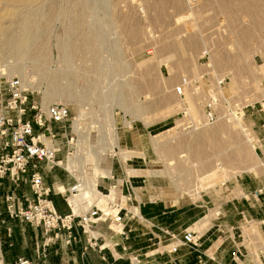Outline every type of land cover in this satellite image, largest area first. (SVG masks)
<instances>
[{"label":"rangeland","instance_id":"374dc122","mask_svg":"<svg viewBox=\"0 0 264 264\" xmlns=\"http://www.w3.org/2000/svg\"><path fill=\"white\" fill-rule=\"evenodd\" d=\"M9 1L0 0V43L18 32L21 14L31 12ZM83 1L79 21L80 0H37L39 29H33L25 49H3L0 72L23 76L32 103L44 104L54 87L61 91L48 105L71 109L69 137L80 108L63 94L75 95L85 116L74 147L81 142L100 154L113 152L117 130L120 148L135 154L126 162L118 154L103 157V167L114 176L104 186L123 183L127 176L134 187H158L155 196L179 202L197 200L201 192L245 172L264 174L259 138L247 119L251 106L257 110L264 103V0ZM86 34L93 36L97 59L85 48ZM219 76L227 80L225 97ZM183 77H188L184 98L173 91ZM6 79L0 78V110L9 97ZM211 90L216 106L220 102L214 124L204 113ZM151 171L165 173L156 177ZM96 178L95 186L102 187L103 177ZM245 232L253 243L260 239L257 247L264 249L256 228L249 225ZM255 255L257 264H264Z\"/></svg>","mask_w":264,"mask_h":264},{"label":"crops","instance_id":"0c3cea01","mask_svg":"<svg viewBox=\"0 0 264 264\" xmlns=\"http://www.w3.org/2000/svg\"><path fill=\"white\" fill-rule=\"evenodd\" d=\"M247 119L259 138L258 148H262L263 112L251 108ZM51 128L58 134L64 132L60 125H51ZM2 143L3 139H0V148ZM59 146L62 148L60 159L62 161L66 150L62 144L59 143ZM260 154L264 160V149ZM38 171L43 177L44 186L53 190L60 186L61 190L65 191L75 184V179L69 174L70 171L63 166L51 169L45 161H41ZM33 172L30 167L28 173L18 183L11 181L10 178L2 180L0 186L2 264H15L20 257L31 260L33 264H131L130 257L134 256L141 260V264H257L256 253L264 259V249L257 247L259 243L261 244L260 239L253 243V239H249L245 232V227L252 225L264 241V174L245 172L232 181L201 192L197 200L184 199L179 202H173L171 198L162 197L160 194L155 196L158 187H149L146 184L135 186L141 215L155 226H145L137 218L125 216L121 221V228L127 232L125 239L114 233L111 230V220L105 219L95 227L103 237L98 241V247H91L88 235L82 232L79 226L75 227L77 240L72 245L65 244V233L60 240L46 245V236L41 227L10 217L6 210L7 195L13 194L15 202L24 206L35 199L31 189ZM103 188L108 187L103 185ZM256 192L260 194L255 196ZM49 199L59 213L63 215L70 213L65 196L52 193ZM132 204L136 205L137 202L132 201ZM189 228L201 235L200 246L196 249L182 246L177 253H169L166 247L170 245L172 239L164 234L162 229L169 230L181 239L184 231ZM114 243H118L119 246L114 247ZM100 246L104 247L100 249ZM123 246L127 247V251L123 250Z\"/></svg>","mask_w":264,"mask_h":264},{"label":"built area","instance_id":"2783aa9c","mask_svg":"<svg viewBox=\"0 0 264 264\" xmlns=\"http://www.w3.org/2000/svg\"><path fill=\"white\" fill-rule=\"evenodd\" d=\"M218 78H220L217 79V82L222 91V97H225L224 90L226 89L227 80L220 76ZM187 81L188 77H183L180 83L174 87L173 91L179 97L184 98L186 96L185 84ZM6 85L9 97L4 101V105L0 110V139H3L0 148V186L2 180L6 178H10L11 181L16 183L20 182L23 176L28 173L29 168L32 167L34 172L31 175V189L35 195V199L28 202L27 206L18 205L13 194L7 195L6 210L10 217L22 219L32 225L41 227L46 236V245L60 240L64 233L66 235L65 244L67 246L72 245L77 240L75 227L79 226L82 232L88 235L89 245L98 247V241L103 235L97 232L95 227L105 219H110L113 225L121 224L125 216H130L131 218H137L145 226H155L142 215L134 217L128 211L124 217L120 218L106 213V207L111 209L119 207L114 201L105 205V208L99 204L101 202L100 197L111 191L112 187H117L118 182L111 184L107 189H104L102 185L104 180H113L114 176L101 179V190L99 192L92 190L95 193L94 200L89 202L88 197L85 196L83 202L81 201L77 206L72 205L69 198L80 195L86 186L76 177H73L75 184L66 192H63L59 187H56L55 190L51 187H45L43 177L38 171L39 162L45 161L51 169L62 166L58 158L59 153L62 152V148L59 146V140L61 139H65V143H62V145L67 149L64 159H67L74 152L72 148H74V142L78 137L73 133L72 125H70L71 137L67 135L68 130L66 129V124L73 123L72 111L63 104L54 103L45 108L38 102H30L32 92L24 87L20 77L14 76L6 79ZM255 105L251 108L255 109ZM219 107L220 102L216 106L211 90L204 104L205 120L208 124H214L218 120ZM260 110L264 114V103H261ZM55 124L62 126L64 130L62 134H58L51 128V125ZM262 129L264 131V122ZM263 149L262 144V148L257 150L263 151ZM260 192H256L255 196H258ZM52 193L65 196V201L70 209L69 214L63 215L58 212L52 200L49 199ZM111 230L127 239V232L124 228L115 230L111 227ZM162 232L172 239L170 245L166 247L169 253H177L182 246H189L193 249L200 246L201 235L192 229L185 230L181 239L167 229H162ZM113 246L117 247L119 244L114 243ZM103 247L100 246L99 248ZM123 250L127 251V247L123 246ZM130 261L131 264H141V260L137 256L130 257ZM15 264H33V262L25 257H20Z\"/></svg>","mask_w":264,"mask_h":264},{"label":"bare ground","instance_id":"6f19581e","mask_svg":"<svg viewBox=\"0 0 264 264\" xmlns=\"http://www.w3.org/2000/svg\"><path fill=\"white\" fill-rule=\"evenodd\" d=\"M11 1L14 2L17 6L25 7L26 8L25 10L30 9L31 12L28 15L21 14V16L23 15L24 17L22 16L23 19L21 22H19L20 23V29L18 30V32L17 31L12 32V33L10 32L9 35H6L1 39L0 53L3 51V49H9V48L10 49H16L17 51H21V50L25 49L26 46L29 45V41L32 37L33 29L36 27H37L36 29H39L38 27L40 26V25L38 26V24H39L38 18L40 17L41 11L34 8L36 6L37 0H10L8 3H10ZM12 5H13V3H12ZM84 5H85L84 1L80 0V3H78V6H77L78 9L76 11L77 12L76 16L78 17L79 21L83 20V7H84ZM13 7H14V5H13ZM20 13H21V11H20ZM71 28L74 29V31H75V27H71ZM6 29H8V28H6ZM7 32H8V30H7ZM4 34L5 33H3L1 35H4ZM84 38H85L84 39V42H85L84 45H85L87 52L91 55L92 59H97L99 56V53H98L97 48L95 46V41L93 39V36L90 34H86ZM62 46H63V44H62ZM65 54L68 55L67 53H65ZM37 57H38L37 60L38 59H43L44 61L48 60L47 57H43V56H41V57L37 56ZM65 57L68 58L69 56H65ZM69 59H70V57L68 58V61H69ZM68 61H67V63H68ZM3 71H5V73ZM3 76H6L8 78H12L14 76V74L11 72H8V70H2L0 72V78ZM21 79H22L24 87L26 88V84L24 82L23 76ZM0 85H1V83H0ZM65 89H67V88H65ZM60 92L57 88L54 87V90L48 94L49 97L47 96V98L44 100V104H42L43 107H45V108L48 107L49 106L48 102H50L51 98H54L56 96V94H61ZM63 95H65L70 100H76L75 102L79 105V108H80L79 117L76 120H74L73 128H74V132L77 136L83 135L82 132H83V126H84L83 122H84L85 110L82 109V107L80 105L81 103L75 97V95L72 94V92L71 93L68 92V93H65ZM145 108L146 107H144V109ZM126 123L128 126H131L132 122H126ZM203 131L207 132V129L203 128ZM203 131L201 129L200 133H204ZM215 133L218 135L220 134L217 132H215ZM115 135H116V137L113 141L114 142L113 152L111 151V149L108 150V152H105L104 147H103L104 153L100 154L97 149H94L93 147L84 148L85 146H82L79 144L81 142H77L78 145L76 147H74V153L66 159L67 169L70 170L69 173L73 177L78 176L79 178L78 177H76V178L79 181L83 182L86 186V188L84 189V191L80 195L71 196L69 198V201L72 205L77 206V204H79L81 201L83 202V199H85V196H86V198L88 197L87 200L89 202H91V200H94L95 193H93L92 190H95L97 192H99V190H101L99 185L97 187L95 186L96 181H97V180L95 181V178L96 177L97 178L98 177L108 178L110 175H112L111 174L112 172L110 169H105V167H103L102 161H103L104 156H107V155L108 156H114L115 154H118L119 156H121V158L124 160V162L130 160L131 155L133 153L131 154L130 151H126V150L121 149L120 148L121 145H120L119 135L117 133V130H116ZM200 135H202V134H200ZM74 144H75V142H74ZM101 152H102V150H101ZM60 163H61V165H63V163L61 161H60ZM142 172H143V174L145 173L143 170H142ZM151 172H153V175L156 177L161 176V175H163V173H165L164 171H156V172L151 171ZM137 175H140V173ZM144 175H146V174H144ZM112 176L110 178H112ZM201 177H202V174H201ZM119 182L120 181L118 180V185H116L117 186L116 188L112 187L111 191H109V192L105 191V192H107L105 194L106 196L103 194L104 196L99 198V199H101V202L99 204L103 205L105 208V205H107L111 201H114V203L118 204L119 207L115 208V209H111V208L106 207L105 210H106V213L108 215H113V216H116L118 218L124 217V215L127 211L132 213L134 217L141 216L140 207L138 205L139 202L137 200L138 198H136L137 197V194H136L137 188L133 186V184L131 182V178L127 177V179L123 180V183L122 182L119 183ZM174 186H175L177 192L183 193V194L186 192V194L188 196L189 192L179 191L178 187L175 184H174ZM58 187L61 189L60 186H58ZM125 187H127L128 193H127V195H122V192H123ZM65 192H66V189H65ZM132 201L137 202V204L133 205ZM101 205H100V207H102ZM112 227L115 230H121L122 229L121 224H113ZM0 264H2V262H0Z\"/></svg>","mask_w":264,"mask_h":264}]
</instances>
